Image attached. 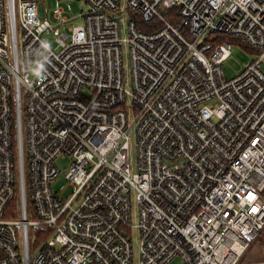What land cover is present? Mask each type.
<instances>
[{
    "label": "built area",
    "instance_id": "1",
    "mask_svg": "<svg viewBox=\"0 0 264 264\" xmlns=\"http://www.w3.org/2000/svg\"><path fill=\"white\" fill-rule=\"evenodd\" d=\"M45 1L0 0V264H239L264 233V0H81L67 28ZM223 36L258 56L231 79Z\"/></svg>",
    "mask_w": 264,
    "mask_h": 264
},
{
    "label": "rangeland",
    "instance_id": "2",
    "mask_svg": "<svg viewBox=\"0 0 264 264\" xmlns=\"http://www.w3.org/2000/svg\"><path fill=\"white\" fill-rule=\"evenodd\" d=\"M45 6L47 8V11L50 15H52L53 11L58 7L62 6L65 8L67 15L71 19L68 23L67 27H76L81 26L85 24V15L90 12L91 7L86 3L85 1L81 0H46ZM7 28L10 31L11 23H10V15L8 14L7 19ZM44 40L49 42L53 47H56V40L52 39L48 36H44ZM233 49H232V56L230 59L224 64V71L226 73V76L231 79L234 78L236 75H238L247 64L251 63L255 59L258 58L257 52H250V46L244 41L241 40L237 43H232ZM253 49V48H251ZM255 50V49H254ZM58 52L61 51V49H57ZM128 57L125 55V70L128 72ZM264 70V68H263ZM31 76L33 78H37L38 74L36 71L31 72ZM15 86V84H14ZM16 87V86H15ZM26 132V129H25ZM24 140H25V134H24ZM136 139L133 136L131 140V165L133 171L136 169L135 161H136ZM58 167L61 169V174L58 180L53 184L54 190H59L61 185H67L68 181L66 179V175L69 171L71 160H58L57 161ZM18 174V172H17ZM16 190V196L18 198V202L20 204V194H21V182L20 177H17V184L15 187ZM72 189L69 190L67 195L71 192ZM16 203V205L18 204ZM20 208V207H19ZM28 219L30 221L36 220V216L32 209V203L29 200V210H28ZM14 220H23V214H19L18 218ZM133 224H137L136 216L133 218ZM16 231L20 237V239L23 240L24 231L23 226L20 224H17L15 226ZM40 230H37L35 227H30V238H31V258H34V255L38 250L42 247L40 245L39 240H37ZM44 235V234H43ZM131 239L133 243V249L135 254V261L137 262L140 256V234L137 228H134L131 233ZM264 261V233L256 240L252 246L246 251L242 259L239 261V264H254ZM173 264H184L183 260L180 258H177L174 260Z\"/></svg>",
    "mask_w": 264,
    "mask_h": 264
},
{
    "label": "trees",
    "instance_id": "3",
    "mask_svg": "<svg viewBox=\"0 0 264 264\" xmlns=\"http://www.w3.org/2000/svg\"><path fill=\"white\" fill-rule=\"evenodd\" d=\"M171 18L170 19H175V13L171 12L170 14ZM138 25L142 30H146V31H151L150 26L145 24L142 21H138ZM220 40L225 41V42H229V43H237L240 42L242 39L237 38V37H232V36H223L220 38ZM250 52H257L254 49L250 48ZM18 202V198L15 194L14 199L11 201V203L8 205L7 209H6V214L5 217L6 218H18L20 213V204L18 202V204L16 205V203ZM44 234V235H43ZM48 234L49 233H45L43 231L39 232L38 238L37 240L41 241L40 245L44 242V240H46L48 238Z\"/></svg>",
    "mask_w": 264,
    "mask_h": 264
}]
</instances>
